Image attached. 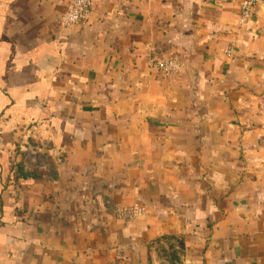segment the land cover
<instances>
[{
	"label": "crops",
	"instance_id": "1",
	"mask_svg": "<svg viewBox=\"0 0 264 264\" xmlns=\"http://www.w3.org/2000/svg\"><path fill=\"white\" fill-rule=\"evenodd\" d=\"M70 1L0 0V264H264V3Z\"/></svg>",
	"mask_w": 264,
	"mask_h": 264
},
{
	"label": "built area",
	"instance_id": "2",
	"mask_svg": "<svg viewBox=\"0 0 264 264\" xmlns=\"http://www.w3.org/2000/svg\"><path fill=\"white\" fill-rule=\"evenodd\" d=\"M264 0H245L241 7V23H246L252 18L255 8L263 5ZM94 0H71L66 12L64 13L61 24L63 27L71 28L74 26L83 25L90 18L94 9ZM227 55L232 54V49L226 51ZM155 67L166 75H174L182 69L181 64L172 58L163 60H155ZM260 112L264 116V104L260 107ZM143 210L138 207L134 208H119L118 216L124 220H131L141 216Z\"/></svg>",
	"mask_w": 264,
	"mask_h": 264
}]
</instances>
